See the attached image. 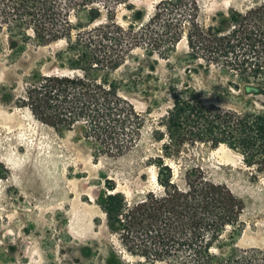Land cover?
Here are the masks:
<instances>
[{"label":"trees","instance_id":"obj_1","mask_svg":"<svg viewBox=\"0 0 264 264\" xmlns=\"http://www.w3.org/2000/svg\"><path fill=\"white\" fill-rule=\"evenodd\" d=\"M9 1L0 0V11L10 9L16 25L25 11L34 33L46 29L42 16H47L51 35L69 37L70 20H59L61 0ZM128 1L68 0L67 7L76 12L100 3L110 11ZM199 17L198 0H161L138 29H125L114 17L92 26L98 19L92 16L89 25L78 26L75 41L68 38L71 48L84 47L72 59L81 74H48L27 86L23 105L38 119L57 129L81 123L96 147L114 156L140 145L146 117L107 77L119 65L109 42L125 36L142 39L152 52L165 54L185 36L197 68L221 70L239 92L233 105L225 106L205 102L193 86L173 89L170 108L151 129L160 146L146 166L155 167L156 186L127 194L114 184L101 204L108 231L138 260L122 259L115 247L103 257L104 264H264V248L239 246L245 229L243 198L210 178L200 157L189 152L198 144H226L242 154L252 177L264 176V1L246 10L230 9L218 25L204 26ZM144 176L150 180V174Z\"/></svg>","mask_w":264,"mask_h":264},{"label":"rangeland","instance_id":"obj_2","mask_svg":"<svg viewBox=\"0 0 264 264\" xmlns=\"http://www.w3.org/2000/svg\"><path fill=\"white\" fill-rule=\"evenodd\" d=\"M160 1L129 0L110 11L94 3L75 12L68 11V0H61L59 20H70L67 37L75 41L78 26L89 25L92 16L98 17L92 26L114 17L125 29H138ZM198 1L200 22L209 26L220 24L230 9L246 10L264 0ZM21 13L18 26L10 9L0 11V264H104L103 257L115 247L122 259L136 262L138 258L125 252L107 229L101 205L107 187L116 184L130 194L156 186V169L146 166L160 146L153 142L151 129L170 108L174 88L193 86L205 102L225 106H232L239 92L221 70L197 68L189 58L185 36L165 54L152 52L142 39L125 36L118 43L109 42L119 65L107 77L144 114L146 126L137 148L120 156L107 154L86 136L83 124L57 129L23 105L34 79L81 74L72 67V59L84 47L71 48L69 37L51 35L47 16H42L46 29L34 33L30 17ZM11 39L17 46L11 45ZM189 152L200 157L210 178L226 183L245 201L239 246L264 248V176L252 177L242 154L226 144L217 148L198 144ZM145 174H150L149 181Z\"/></svg>","mask_w":264,"mask_h":264}]
</instances>
